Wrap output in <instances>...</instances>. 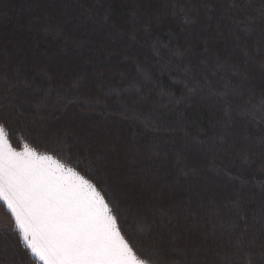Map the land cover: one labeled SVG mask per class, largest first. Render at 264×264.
Here are the masks:
<instances>
[{
    "label": "trees",
    "instance_id": "trees-1",
    "mask_svg": "<svg viewBox=\"0 0 264 264\" xmlns=\"http://www.w3.org/2000/svg\"><path fill=\"white\" fill-rule=\"evenodd\" d=\"M0 123L145 262L264 264V0H0ZM11 222L0 264H40Z\"/></svg>",
    "mask_w": 264,
    "mask_h": 264
},
{
    "label": "bare ground",
    "instance_id": "bare-ground-1",
    "mask_svg": "<svg viewBox=\"0 0 264 264\" xmlns=\"http://www.w3.org/2000/svg\"><path fill=\"white\" fill-rule=\"evenodd\" d=\"M83 177L51 157L17 153L0 127V200L40 264H143L95 184Z\"/></svg>",
    "mask_w": 264,
    "mask_h": 264
},
{
    "label": "rangeland",
    "instance_id": "rangeland-1",
    "mask_svg": "<svg viewBox=\"0 0 264 264\" xmlns=\"http://www.w3.org/2000/svg\"><path fill=\"white\" fill-rule=\"evenodd\" d=\"M0 127H1V129L3 130V133L5 134V136H6V138H7V140H8V142H9V144L11 145V147L17 152V153H21V152H24V151H26L27 149L28 150H31V151H33L34 153H36V154H38L39 156H48V157H51V158H53V159H55L56 161H58V163L59 164H61V165H63L64 167H66L67 169H69V170H71V171H74V172H76L77 174H79L81 177H83L82 176V174H80L75 168H73L72 166H70V165H68L67 163V161H66V159H60V158H58L57 156H55V155H53V154H51V153H47V152H44V151H40V150H38V149H35L34 147H31L29 144H26V143H21V148H16V147H14L13 145H12V143L10 142V140L8 139V132L6 131V129L1 125V123H0ZM84 178V177H83ZM84 179H86V178H84ZM87 180V179H86ZM87 181H89V180H87ZM91 183V182H90ZM92 184V183H91ZM96 189H97V187H96ZM98 190V189H97ZM98 192L100 193V195L104 198V200H105V202L107 203V205H108V207H109V209H110V212H111V214H112V216H113V218H114V220H115V223H116V225H117V228H118V230L120 231V229H119V227H118V224H117V222H116V219H115V217H114V215H113V212H112V209H111V207H110V204H109V202H107V200L105 199V197L103 196V194L101 193V191L100 190H98ZM0 205H2L3 207H4V209L10 214V216L12 217V219H13V222H14V227L17 229V227H16V224H15V221H14V218H13V216L11 215V213L9 212V210L7 209V207H6V205L3 203V201H1L0 200ZM2 207H0V228H2V229H6V225H8V224H10V223H12L11 222V220L12 219H10V217L8 216H6L5 214H3V212H4V210L2 209ZM3 211V212H2ZM9 220V221H8ZM12 227V226H11ZM18 230V229H17ZM19 232V231H18ZM20 233V232H19ZM21 235V234H20ZM22 238V237H21ZM27 240H28V242H31L32 241V238H31V236H27ZM125 240V242L128 244V246L130 247V249L133 251V249L131 248V246L129 245V243L126 241V239H124ZM22 241H23V239H22ZM24 242V241H23ZM24 244H25V242H24ZM26 245V244H25ZM27 247V246H26ZM31 248V247H30ZM32 250H33V252H35V254L39 257L38 259L40 260V261H44L45 259L47 260V256L45 255V253H43L42 251H39L37 248H35V249H33V248H31ZM133 253H134V255L136 256V258L139 260V261H141L143 264H149V263H147V262H145L144 260H142L141 258H139L137 255H136V253L133 251ZM50 260H53L52 258L50 259ZM45 262V261H44ZM46 263H48V262H46Z\"/></svg>",
    "mask_w": 264,
    "mask_h": 264
}]
</instances>
